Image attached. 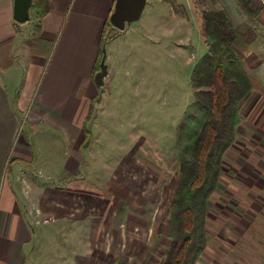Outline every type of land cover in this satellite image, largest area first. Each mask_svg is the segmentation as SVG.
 Here are the masks:
<instances>
[{
    "label": "crops",
    "instance_id": "obj_1",
    "mask_svg": "<svg viewBox=\"0 0 264 264\" xmlns=\"http://www.w3.org/2000/svg\"><path fill=\"white\" fill-rule=\"evenodd\" d=\"M47 1L44 15L31 6L18 22L13 0H0V264H131L128 232L144 214L122 218L121 199L108 210L107 196L89 197V111L109 67L103 87L93 77L115 0ZM255 20L264 28V7ZM250 38L260 44L251 55L245 48L254 69H245L251 89L236 126L246 144L231 157L243 180L234 193L213 194L233 202L206 215L212 229L195 264H264V36Z\"/></svg>",
    "mask_w": 264,
    "mask_h": 264
},
{
    "label": "rangeland",
    "instance_id": "obj_2",
    "mask_svg": "<svg viewBox=\"0 0 264 264\" xmlns=\"http://www.w3.org/2000/svg\"><path fill=\"white\" fill-rule=\"evenodd\" d=\"M220 9L231 15L241 32L264 36L260 22L246 18L236 0H148L140 18L125 25V36L111 28L109 21L105 26V33L114 30L117 36H105L104 80L107 66L110 74L93 104L96 117L91 115L89 119L90 136L94 139L88 149L92 184L89 197L99 200L102 195L107 196L112 203L102 205L108 210L121 199L117 212L122 218L125 212L127 219L144 214L134 217L136 230L128 232L127 255L132 257L131 264L140 257L141 264H159L170 242L164 229L182 163L189 159L177 147V128L194 100L192 69L210 41L204 30L203 13ZM250 43L245 47H249L248 53L245 48L233 47L247 70L254 69L252 63L251 68L247 66V54L251 55L260 44ZM99 69L100 62L96 71ZM238 134L230 150L223 153L218 180L206 202V215H217L219 210L214 203L230 208L233 201L214 202L213 194L219 199L220 193L234 191L243 180L231 161L246 144L247 135ZM259 176L264 180V169ZM206 220L205 229H212ZM258 222L262 224L261 220ZM157 225L161 226L159 234L155 233Z\"/></svg>",
    "mask_w": 264,
    "mask_h": 264
},
{
    "label": "trees",
    "instance_id": "obj_3",
    "mask_svg": "<svg viewBox=\"0 0 264 264\" xmlns=\"http://www.w3.org/2000/svg\"><path fill=\"white\" fill-rule=\"evenodd\" d=\"M236 2L251 19L264 7V0ZM32 9L41 17L48 10V1L33 0ZM203 25L210 41L192 69L194 100L176 133L177 147L189 159L182 163L165 231L170 242L160 264H194L204 248L208 237L206 202L218 180L223 153L236 137L239 102L251 89L250 76L233 48L244 49L250 33L241 32L222 9L204 12ZM105 36L109 32L104 31L101 38L98 63ZM92 111L91 107L89 119Z\"/></svg>",
    "mask_w": 264,
    "mask_h": 264
},
{
    "label": "water",
    "instance_id": "obj_4",
    "mask_svg": "<svg viewBox=\"0 0 264 264\" xmlns=\"http://www.w3.org/2000/svg\"><path fill=\"white\" fill-rule=\"evenodd\" d=\"M146 0H115L108 21L112 28L123 30L126 24L138 20L145 7ZM32 0H13V18L18 22L27 21L30 18ZM104 50L100 61V69L94 73V82L102 86L106 67L104 65Z\"/></svg>",
    "mask_w": 264,
    "mask_h": 264
},
{
    "label": "built area",
    "instance_id": "obj_5",
    "mask_svg": "<svg viewBox=\"0 0 264 264\" xmlns=\"http://www.w3.org/2000/svg\"><path fill=\"white\" fill-rule=\"evenodd\" d=\"M53 219L54 218L52 216H45V217H42V219H40L39 221L43 223H48V222L53 221Z\"/></svg>",
    "mask_w": 264,
    "mask_h": 264
}]
</instances>
